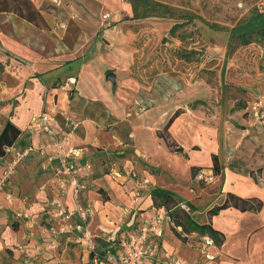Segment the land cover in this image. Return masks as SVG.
I'll return each instance as SVG.
<instances>
[{
    "label": "rangeland",
    "instance_id": "rangeland-1",
    "mask_svg": "<svg viewBox=\"0 0 264 264\" xmlns=\"http://www.w3.org/2000/svg\"><path fill=\"white\" fill-rule=\"evenodd\" d=\"M156 1L171 6L172 14L143 15L138 11V0H32L40 9L49 28L41 29L33 24L32 27L0 17V82L3 85V92L7 93V90L15 86L14 80H18L19 71L32 64L28 59L67 52H71L66 54L67 58L80 57L83 55L81 50L91 43L93 32H96L99 26L103 29L108 28L109 31L106 32H130L125 36V43L131 49L132 63L129 70L122 71L120 76L133 83L132 85L125 83L123 86L127 90L123 91L125 96L131 99V103L124 108L125 119L135 122L139 120V115L143 111L158 106L157 110L161 111L158 112L160 122L158 126L162 130L174 111L179 110V115L171 124L179 131L177 135L179 141L174 139L178 146L187 145L195 154L202 148L206 150L209 144L220 145L230 150L247 147L252 150L251 158L264 161V37L252 35L250 42L246 44H242L237 37L238 33L243 31L264 30V0ZM176 23L181 25L172 34L169 33V29ZM103 44L108 45L109 41L104 40ZM66 61L56 59L54 63ZM98 69L97 64H93L89 71L91 85L96 79L93 71ZM68 78L57 87L58 91L62 90L67 94L75 92V83L70 84L67 89L64 88ZM105 78L106 75H103V79ZM84 86V94H91V88L85 84ZM19 90L20 87L11 91L12 93L8 92V97H4L2 104L8 103L7 108L10 109L16 107L19 103V98L16 97L22 93ZM254 103L257 105L256 116ZM36 106L37 103L30 107ZM3 112L0 108V115ZM188 124L193 127L194 132L191 129H186L187 132L179 130ZM118 126L126 137L132 132L128 131L124 122ZM170 127L168 131L171 136ZM125 136L124 141L127 140ZM100 138L106 140L101 136ZM176 148V146L169 148L172 152L170 155L182 160L183 154ZM121 157H124V154L115 152L111 158H102L99 164H94V168L96 171L99 170L100 174L89 181L88 189L98 191L96 196L99 201L110 200L112 204H121L118 197L107 189L108 181L105 178L106 174H110L112 179L118 177L114 173L116 170L114 164H110L111 166L108 164ZM198 157L205 160L204 153ZM162 158L169 160V163L164 161L165 164L177 168L181 174L184 173V163L174 164L173 160L166 158L164 154ZM123 163L120 161L118 167L122 168ZM38 164L31 166L32 172L27 181V189H22L20 184L16 188L14 178L9 188L19 197L24 194L30 203L33 202L34 210L38 214L39 227L50 230V225L42 219V209L46 200L55 198L52 189L58 188V176L52 171H44L42 167H37ZM143 165L147 163L144 162ZM261 169L264 167H255L249 173L255 179L256 175L261 174ZM198 171L197 169L193 173L191 170L189 181L204 187L206 184L195 177ZM99 177H101L98 180L99 184L92 181ZM35 188L37 191H46V196L41 199L34 198L32 194ZM141 190L142 188L134 190L133 193V200L138 202V205L139 202L142 203ZM119 207L121 208L117 210L121 214L116 216L117 222L126 214V209ZM6 210H8L6 213L0 211V224L9 226L18 224L10 208ZM146 210L148 209L141 211ZM175 210L174 207L168 208L171 217ZM148 211L150 214L163 217V213ZM111 216L115 217L113 214ZM170 222L169 226L172 227L173 223ZM100 223L101 220L95 216L91 223L92 228H96ZM53 227L57 228V225L53 224ZM176 230L181 234L180 238L175 235L171 237V231L167 227L161 237V242L163 238L170 249L172 247V251L163 257L166 264L170 263L171 252L175 249L176 255L178 250L180 251L178 257L185 260L194 258L195 253L187 251L186 247L182 248L184 245L197 250L199 255L201 253L200 256H203L202 252L205 254V247L209 245L204 244L198 235L192 232L185 233L181 227H176ZM57 235L65 234L55 233L54 236ZM72 243L79 252L77 247L79 243L75 241ZM74 246L64 247L57 243L50 249L59 252L60 255L64 254L69 260L75 251ZM5 253L0 262L9 264V250L5 249ZM39 264H43V261L41 260Z\"/></svg>",
    "mask_w": 264,
    "mask_h": 264
},
{
    "label": "crops",
    "instance_id": "crops-1",
    "mask_svg": "<svg viewBox=\"0 0 264 264\" xmlns=\"http://www.w3.org/2000/svg\"><path fill=\"white\" fill-rule=\"evenodd\" d=\"M0 15L11 22L16 20L34 27L31 23L12 15V13H0ZM106 30L109 31L108 28L103 29L99 26L97 31L93 32V40L83 47L81 50L83 55L80 57L67 58L66 54H71V52H67L28 59L32 64L19 71L18 80H14L15 86L7 90V93H12L11 91L20 87L19 91H22L21 95L16 97L19 98L18 105L13 109L7 108L8 103L2 104L4 97H8V95L3 92V85L0 82V108L4 111L0 115V131L6 120L10 119L21 130V134L15 141L16 145L30 143L34 147H44L45 153L49 155L53 153V149L49 146L50 138L40 131L32 130L29 127V121L42 111L47 110L54 116V121L51 124L55 131L64 132L67 128L65 118L68 116L72 118L75 128L64 149L69 145L80 148L83 154L82 159L91 165L89 170L85 169L80 172L81 179L86 185V189L82 192V202L89 205L92 211L89 217L90 229L98 233L101 238L108 235L112 237L120 234L125 235L140 224L149 222L154 214H150L151 212L148 210L154 213H163V215L167 213L168 210L155 205L152 198L151 189L159 187L173 192L188 205L190 215L196 222L210 223L224 236L221 245L212 244L205 247V254L202 252L203 256H200L201 253L199 255L197 250L184 245L182 248L186 247L187 251L195 253L192 260L178 257L180 251L178 250L176 255L177 249L173 250L169 264H175L176 260L183 264H264V169H261V174L256 175L255 179L249 173L255 167H264V161L251 158L252 150L247 147L241 150L240 148L237 150L231 148L230 150L216 144H209L206 150L202 148L198 154L192 152L187 145H182L183 150L179 152H182L183 156L180 160L170 155L172 152L169 151V147L157 135V131L160 130L158 112H161L157 110L158 106L143 111L139 115V120H135V122L125 119L124 108L131 103V99L129 96H125L123 91L127 90L123 86L126 85L125 83L131 85L133 83L129 82L131 81L129 79L120 78V76L122 71L129 70L132 63L131 49L125 43V36L130 32H106ZM2 33L4 34V32ZM104 40L109 41V44L104 45ZM56 59H66L67 61L55 64ZM93 64H97L99 69L93 71L96 79L92 81L93 85H91L89 71ZM107 70L113 73V80L103 79V75L109 73ZM68 77L73 78L75 83V92L71 94L57 89ZM84 84L91 88V94H84ZM45 90L48 91L47 94ZM36 103V107H30ZM254 111L256 116L257 111ZM156 115L157 119H155ZM123 122L128 131H132L127 137L118 126ZM186 129H191L194 132L190 124L179 130L187 132ZM178 132L177 127L171 125V136L177 141H179ZM100 136L106 140L101 139ZM123 136L127 140L124 141ZM115 152L124 154V157L115 158L108 164H114V169H116L114 173L118 177L112 179L110 174H106L105 178L108 181L107 189L112 195L118 197L121 204H112L110 200L99 201L96 196L98 191L88 189L89 181L100 174L99 170L96 171L94 168V164H99L102 158H111ZM162 153L166 158L173 160L174 164L184 163V173L181 174L177 168L165 164L164 161L168 162L169 160H164ZM202 153L205 155V160L197 158ZM213 155L217 157L219 169L216 177L204 187L189 181L192 167L201 168L206 173L212 172ZM120 161L124 162L122 168L118 167ZM144 162L147 165H143ZM37 163H39L37 167H42L41 169L44 171L55 173L56 159L46 162L43 155L39 153L27 156L17 164L6 186V191L14 196V203L11 205L1 199L0 211L2 213H6L7 208L13 212V209L17 207L37 213L34 210L35 205L33 202L30 203L26 195L23 194L19 197L15 191L9 188L12 178H14L16 188L20 184L22 189H27V181L32 172L31 166ZM3 166L4 157L1 156L0 173ZM134 176L135 179H133ZM100 179L101 177L92 181L98 183ZM142 180H147L145 186L141 184ZM141 188L140 201L142 203L139 202V206L138 202L133 200V193L134 190ZM33 192L32 196L37 199L46 196L44 190L37 191L35 188ZM52 192L55 198L51 200H59L72 207L69 187L52 189ZM228 192L240 197H257L262 200V207L257 212L240 211L234 207H228L220 210L218 214L209 216L208 210L223 203ZM47 201L49 200L45 201V205ZM119 206L126 209V214L117 222L116 216L121 214L117 210L121 208ZM146 208L148 210L141 211ZM112 214L115 217H112ZM95 216L101 220V223L96 226L97 229L92 228L91 225ZM162 227L163 232L166 227L169 228L171 237L175 235L168 222H163ZM54 235L52 230L41 229L39 222L31 229L20 223L15 226L0 224V258H3L6 254L5 249H8L9 264H39L41 260L43 264H89L87 254L81 244L77 246L79 247L78 252L72 239L66 238V235H57L56 237ZM197 237L202 238L199 235ZM102 239L97 241L98 244L102 243ZM178 242L180 241L178 240ZM57 243L64 247L73 245L75 251L72 253V258L69 257L68 260L64 254L60 255L59 252L50 249ZM170 250L172 251V247L170 249V246L162 238L159 248L153 251L144 264H166L163 257L168 255ZM0 264L3 263L0 262Z\"/></svg>",
    "mask_w": 264,
    "mask_h": 264
},
{
    "label": "built area",
    "instance_id": "built-area-1",
    "mask_svg": "<svg viewBox=\"0 0 264 264\" xmlns=\"http://www.w3.org/2000/svg\"><path fill=\"white\" fill-rule=\"evenodd\" d=\"M74 83L73 78H68L64 88H68ZM47 94L48 91L45 90ZM257 105L253 104V109ZM54 116L51 112L45 110L34 116L31 120L30 128L34 131H40L48 136L51 140L49 146L53 149V153L47 155L44 147H34L32 144L18 146L13 143L4 149V166L0 173V200L8 204L14 203V196L6 191V186L10 177L22 160L32 153L43 155L44 160L49 162L57 160L55 174L58 176L57 187L64 189L69 187L71 192L72 207L67 206L59 200L47 201L43 211L42 219L50 225V230L54 233L65 234L68 239H72L84 248L87 254V262L89 264H144L145 260L159 248L161 237L163 235V222H170L168 213H164L163 217L154 215L149 222L140 224L127 234H120L116 237L101 236L93 232L89 227V217L92 214L89 205L82 202V192L86 189V185L81 179L80 172L89 170L91 165L84 161L82 150L75 146H67L68 138L72 134L75 123L70 116L65 118L66 130L64 132L55 131L53 125ZM217 174L206 173L199 170L196 174L198 181L205 184L210 183ZM147 183L142 180L141 184ZM138 195V192L136 193ZM182 208L189 211V207L182 202ZM15 221L26 228H34L38 224V214L31 212L23 207L13 209ZM160 217L163 219L160 221ZM57 225V228L53 227ZM47 229V228H46ZM102 239V243L98 244V240ZM206 245H212L211 238L204 236L201 238ZM175 264H183L175 261Z\"/></svg>",
    "mask_w": 264,
    "mask_h": 264
},
{
    "label": "trees",
    "instance_id": "trees-1",
    "mask_svg": "<svg viewBox=\"0 0 264 264\" xmlns=\"http://www.w3.org/2000/svg\"><path fill=\"white\" fill-rule=\"evenodd\" d=\"M138 11L143 15H170L173 12V8L168 4L159 2L156 0H138ZM0 12H12L18 17L24 19L25 21L33 24L34 26L47 29L49 25L42 15L40 9H38L32 2V0H0ZM181 24L176 23L170 29L169 33H173L177 27ZM252 35H258L264 37V30H250L238 33L237 37L240 38L242 44L250 42V37ZM179 115V110L174 111V113L169 117V119L164 124L162 130L157 131V135L161 137L165 144L170 148L176 146L178 151H182V147L178 146L173 138L169 134V127L175 118ZM21 130L17 127L10 119H7L2 130L0 131V156L4 155V149L6 146H10L19 137ZM213 161V173L218 174L219 169L217 166L216 155L212 156ZM201 168L192 167L191 170L194 173L196 170ZM151 194L155 205L168 208H176L173 216H170V223H173L171 230L176 237L180 238V233L176 230V227L182 228L183 232H192L193 234L199 235L200 237L207 236L212 239L213 244L219 246L222 244L224 236L223 234L214 229L210 223H198L190 215L189 211H186L180 206L183 202L178 198L173 192L154 187L151 189ZM171 204V205H170ZM188 206V205H187ZM228 207H234L240 211H252L257 212L262 207V200L257 197H240L234 193H226L223 203L215 205L208 210L209 216L218 214L220 210L226 209ZM203 241V240H202Z\"/></svg>",
    "mask_w": 264,
    "mask_h": 264
},
{
    "label": "water",
    "instance_id": "water-1",
    "mask_svg": "<svg viewBox=\"0 0 264 264\" xmlns=\"http://www.w3.org/2000/svg\"><path fill=\"white\" fill-rule=\"evenodd\" d=\"M106 78L110 79V80H113L114 79V75L112 72H109L106 74Z\"/></svg>",
    "mask_w": 264,
    "mask_h": 264
}]
</instances>
